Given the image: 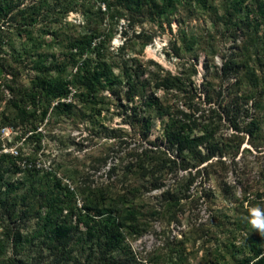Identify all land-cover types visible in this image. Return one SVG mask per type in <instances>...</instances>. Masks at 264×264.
Segmentation results:
<instances>
[{
	"label": "rangeland",
	"instance_id": "1",
	"mask_svg": "<svg viewBox=\"0 0 264 264\" xmlns=\"http://www.w3.org/2000/svg\"><path fill=\"white\" fill-rule=\"evenodd\" d=\"M28 4L0 7V68L17 65L28 87L39 74L60 78L66 95L24 117L0 91V264L52 260L59 225L74 228L67 240L77 262L254 264V246L264 244L250 223L253 208L264 211V144L253 146L264 134V0H71L64 17L29 27L25 41L16 22ZM82 4L96 10L97 29L78 59L87 81L73 85L80 67L65 36ZM247 37L257 47L245 72L224 77L222 60L246 51ZM167 72L178 87L156 86ZM155 98L164 113L152 109ZM168 123L212 154L200 165L213 164L209 175L187 188L190 168L160 178L151 167L160 156L151 143Z\"/></svg>",
	"mask_w": 264,
	"mask_h": 264
},
{
	"label": "trees",
	"instance_id": "2",
	"mask_svg": "<svg viewBox=\"0 0 264 264\" xmlns=\"http://www.w3.org/2000/svg\"><path fill=\"white\" fill-rule=\"evenodd\" d=\"M63 1H65L66 3H61L60 8H62V10L59 8L58 12H54L50 8H48L50 0H28L29 4L26 5L23 11H20L21 9H18L17 12L20 11L22 17L17 15V32L22 37V39H24L25 41L28 39V34L32 32L29 27L33 28L36 24H39L40 22L43 23L50 17H55L56 19H61L62 17H64V15L68 13V10L71 9V0H60V2ZM24 2L25 0H0V7L4 6L10 10ZM77 9L80 11L83 18L78 24H74L75 31L65 36L69 51L71 52L69 54V59L70 61H72V64H76V66L80 67L79 71H75V73L71 77L70 84L73 85L85 84L87 81V74L85 71L86 64H83V66L82 64H80L79 66L78 59L80 55L88 50V47L91 44V38L94 35V31H96L97 29L93 27L89 28L90 19L96 10H92L90 12L86 4H82V6ZM2 10L3 9L0 10V48L3 46L4 41L7 39V36L6 34H4V30L2 28L5 22L2 19L6 17V14L3 13ZM243 44L245 45L246 51H241V53H239L236 58L230 57L228 59L224 58V60H222L220 69L224 77L232 74L234 76H238L239 79V76H241L240 73L242 74L243 72H245V69L249 64L251 57L249 48H251V46L252 48L254 46L256 48L257 44H255L253 40L248 37L243 41ZM72 49L74 50V52L71 51ZM15 55L19 57L22 55V52L16 53ZM12 58L16 59L15 56ZM8 62L11 63L12 60L8 59ZM83 70L85 72H82L81 74L80 72ZM7 71L11 72L3 71V69L0 68V91L8 89L11 94L10 98L12 105L16 107L17 111L24 115V117H28L30 115V112H33L35 110L42 111L55 98H57V104H61L60 99L66 95L65 85L60 78H47L46 74H39L36 82L31 83V87H28L25 86L22 82L21 70L17 68V65H15L14 67H9V70ZM8 73H10V78H8ZM79 77L82 78V81ZM155 84L157 87H162L168 90L179 86L178 77L172 75L169 72L161 77L157 76ZM151 107L153 110H156L160 114H162L166 109V104L159 98H155L151 102ZM139 127H142V129H147L145 128L146 125L143 124V122L141 123L140 121ZM185 128L186 126L183 125L173 123L165 124L162 131V136L161 138L159 137V141L151 143L153 146H156V152L160 153V156H156V161L152 163L151 167L157 166V171L160 173V176L158 177L160 178L163 177L161 174L162 172H164L165 174H169L176 172L178 169L190 168L187 170L189 174V179L186 183L187 188L190 182L193 181V178L197 176H201V178L204 177L206 179V176H208L210 172L204 170V168H207L208 166L212 167L213 164L209 163L201 166L203 167L202 170V168L200 167L201 163L210 159V156L212 154L211 152H208L202 155L201 151L196 148L197 144L194 142V140H196L197 138L191 137L189 133H185ZM263 138L264 134H261L259 140L254 141V143L252 142L253 146L258 149L260 145L264 144ZM162 142H164L165 147L162 146ZM148 151L151 152L152 150L148 149ZM258 151L262 152L263 149H260ZM232 161H234V158H232ZM218 163L223 164L221 159H218ZM73 232L74 228L72 226H54L51 230L50 237L58 240L62 244V248L53 247L54 250L52 260L45 263L36 262L32 264H121V262L117 261V259L114 257H100L95 262H91L88 260L77 262L76 258L74 257L76 251H74L73 248L69 246L67 240L70 235L73 234ZM253 254L258 257V259L253 262L254 264H264L263 243H261V245L254 246ZM11 264L28 263L20 262V260H18L13 261Z\"/></svg>",
	"mask_w": 264,
	"mask_h": 264
},
{
	"label": "clouds",
	"instance_id": "3",
	"mask_svg": "<svg viewBox=\"0 0 264 264\" xmlns=\"http://www.w3.org/2000/svg\"><path fill=\"white\" fill-rule=\"evenodd\" d=\"M250 223L255 229L264 232V211L259 207L253 208L251 210Z\"/></svg>",
	"mask_w": 264,
	"mask_h": 264
}]
</instances>
